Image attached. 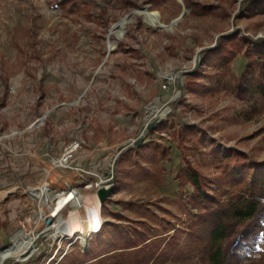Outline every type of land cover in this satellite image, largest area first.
Returning a JSON list of instances; mask_svg holds the SVG:
<instances>
[{"label":"rangeland","instance_id":"rangeland-1","mask_svg":"<svg viewBox=\"0 0 264 264\" xmlns=\"http://www.w3.org/2000/svg\"><path fill=\"white\" fill-rule=\"evenodd\" d=\"M260 48L264 0H0V249L20 230L37 237L30 257L4 264H210L215 220L250 180L233 170L264 172V97L248 91L264 81ZM36 119L54 134L42 165L26 148ZM89 131L110 147H85L79 165L118 157L105 222L84 245L34 223L74 174L53 170L52 190L34 195L69 134ZM251 225L224 247L226 264H264V214Z\"/></svg>","mask_w":264,"mask_h":264},{"label":"trees","instance_id":"trees-1","mask_svg":"<svg viewBox=\"0 0 264 264\" xmlns=\"http://www.w3.org/2000/svg\"><path fill=\"white\" fill-rule=\"evenodd\" d=\"M264 49H259L256 56V63L264 61ZM254 62L247 65L248 71ZM245 76V74H243ZM249 93H258L264 97V81L252 83ZM253 88V89H252ZM233 178L243 174L250 178L249 183L245 184L244 191L235 196L228 204L227 208L218 215L215 226L210 233V254L208 256L210 264H226V254L224 247L229 245L230 239L243 236L251 229V223L260 215L264 214V172H254L248 167L243 168L242 172L233 170ZM188 183H190L198 193L199 200L207 199L203 190V183L200 174L191 168L185 170ZM234 241L231 244H234Z\"/></svg>","mask_w":264,"mask_h":264},{"label":"built area","instance_id":"built-area-1","mask_svg":"<svg viewBox=\"0 0 264 264\" xmlns=\"http://www.w3.org/2000/svg\"><path fill=\"white\" fill-rule=\"evenodd\" d=\"M164 88L167 87L166 85L163 86ZM151 116V115H150ZM163 117L159 115H153L152 118H150L147 122V126L154 121L155 119H158L159 122L162 120ZM41 119H37L33 124L30 125V129L35 128L38 126V123L40 122ZM86 146V142L82 139L79 138H74L70 142L66 143L63 151L61 154L57 157H53L49 160L48 165L43 167V174L46 176V183H43L42 186L36 189H39L40 193L38 196H35V200H39V202L42 201L44 195L46 194L45 192H50L52 190L51 184L54 183V180L51 179V174L52 171H70L74 174V177L72 178L73 182L69 183L67 187L63 190H55V196L59 197L61 195H66L68 201L66 204L63 205V207L57 212L59 213L60 218H62V213L66 209H76L75 203L80 204L79 199L85 196H90V195H97L98 196V191L101 188H108L111 185H115V167L114 163L117 160L118 155L113 156V164L110 165L111 169H104L100 167L101 163H99V167H84L78 164V159L79 155L83 152L84 148ZM119 154V153H118ZM56 181H60L61 178L57 176V178H54ZM51 180V181H50ZM70 181V179H69ZM41 188H44V191L41 190ZM54 190V189H53ZM32 192V190H31ZM54 196V197H55ZM99 198V197H98ZM57 200L51 198V200L48 201V207L52 208L54 211H52L49 216L44 218L43 220L41 219L42 217L39 216L41 220L36 219L34 223L37 226L44 225L47 227L49 230L55 232V238H62L63 240L65 239H70L74 237H63L62 235L67 234L60 231V228L62 227L58 223L57 218H49L51 215L56 214L57 207H55ZM80 206V205H79ZM80 208V207H79ZM76 239V238H75ZM78 240V239H76Z\"/></svg>","mask_w":264,"mask_h":264},{"label":"bare ground","instance_id":"bare-ground-1","mask_svg":"<svg viewBox=\"0 0 264 264\" xmlns=\"http://www.w3.org/2000/svg\"><path fill=\"white\" fill-rule=\"evenodd\" d=\"M136 14L145 15V12L135 11L133 15ZM131 16L122 19L114 26L113 32L116 35H119L121 28L131 19ZM35 190L38 191V194L36 195L35 193L34 197L38 196L40 193L39 189ZM41 190L44 191V188H41ZM54 196L52 198L57 200L55 204L57 211L56 214L51 215L49 218L58 219L59 225L62 226L60 231L66 230L62 234L67 233L62 235L63 237H73L70 235H75V238L78 239V241H82L84 245H87L92 235L99 232L101 226L105 222L102 216V204L98 196L90 195L80 198V206L78 203H75L74 205L77 206L76 209L71 211L68 219L66 220L61 219L59 213L57 214V212L64 204H66L68 199L66 195H61L59 197ZM36 240V236L28 235L24 230L18 231L13 235L11 245L0 249V264H4L10 258H15L20 261L26 260L33 254Z\"/></svg>","mask_w":264,"mask_h":264},{"label":"crops","instance_id":"crops-1","mask_svg":"<svg viewBox=\"0 0 264 264\" xmlns=\"http://www.w3.org/2000/svg\"><path fill=\"white\" fill-rule=\"evenodd\" d=\"M54 109H56V107H54ZM29 127L25 131L27 133H30V137L28 138L29 144L26 145V148L35 150L33 153H31V156H32L31 159H32L33 164L42 165L44 163V160L42 159L41 150L52 146V138L54 134L51 131L50 127H48L47 129H44L41 126V124H39L38 126L32 129H30ZM92 134L93 133H90V131L86 132L85 135L83 134V136H81L80 134H77L76 136H74V134H69V140H67L66 142H63L62 146L64 147L66 143L70 142L74 138L82 139L86 142V146H85L86 149L87 148L94 149V151L92 152L87 151L88 152L87 157H89L90 155L96 156L95 150H99L97 152L100 153L103 150L110 147V145L106 141H102V139L92 140L90 137ZM0 206L2 207L1 203H0Z\"/></svg>","mask_w":264,"mask_h":264},{"label":"water","instance_id":"water-1","mask_svg":"<svg viewBox=\"0 0 264 264\" xmlns=\"http://www.w3.org/2000/svg\"><path fill=\"white\" fill-rule=\"evenodd\" d=\"M184 13L183 12L180 16V18H182L184 16ZM179 18V19H180ZM159 123V120L158 119H155L154 121H152L146 128V132L147 131H150L153 129V127ZM141 143L139 142L137 145H140ZM124 150L123 147H120L118 148V153H121L122 151ZM115 188H114V185H111L110 187L108 188H101L99 191H98V197H99V200L101 202V204H105L107 202L108 199H110L111 195L113 194Z\"/></svg>","mask_w":264,"mask_h":264}]
</instances>
